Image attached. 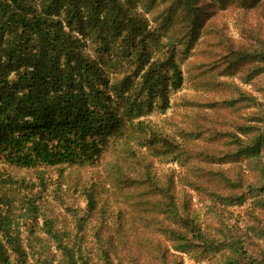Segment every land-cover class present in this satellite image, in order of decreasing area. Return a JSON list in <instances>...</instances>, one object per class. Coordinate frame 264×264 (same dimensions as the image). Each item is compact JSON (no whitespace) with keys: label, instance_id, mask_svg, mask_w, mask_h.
I'll list each match as a JSON object with an SVG mask.
<instances>
[{"label":"rangeland","instance_id":"374dc122","mask_svg":"<svg viewBox=\"0 0 264 264\" xmlns=\"http://www.w3.org/2000/svg\"><path fill=\"white\" fill-rule=\"evenodd\" d=\"M120 3L126 26L87 50L127 104L160 68L168 103L124 105L97 166L0 163L8 264H264V0Z\"/></svg>","mask_w":264,"mask_h":264},{"label":"trees","instance_id":"16d2710c","mask_svg":"<svg viewBox=\"0 0 264 264\" xmlns=\"http://www.w3.org/2000/svg\"><path fill=\"white\" fill-rule=\"evenodd\" d=\"M122 7L120 0H0L1 164L97 166L112 140L125 136L124 105L134 116L154 98L166 107L168 80L160 68L143 74L145 97L127 104L87 50V37L94 40L98 32L104 41L102 30L126 26ZM164 66L172 70V87L179 88L182 73L174 57ZM192 221L185 218L181 227L197 231ZM7 224L0 212V230ZM0 262L9 263L3 246Z\"/></svg>","mask_w":264,"mask_h":264}]
</instances>
